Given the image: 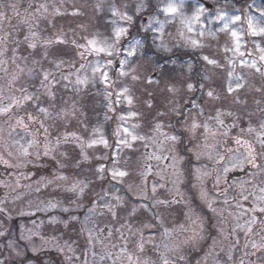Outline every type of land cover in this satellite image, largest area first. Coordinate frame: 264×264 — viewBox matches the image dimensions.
Returning <instances> with one entry per match:
<instances>
[{
  "label": "rangeland",
  "instance_id": "374dc122",
  "mask_svg": "<svg viewBox=\"0 0 264 264\" xmlns=\"http://www.w3.org/2000/svg\"><path fill=\"white\" fill-rule=\"evenodd\" d=\"M149 3L0 0V27L11 21L15 27L11 46L2 44L10 31H0V193L8 197L14 184V191H32L38 199L48 183L69 201L65 212L83 213L91 264H178L187 250L202 248L209 232L202 216L184 215L191 203L182 151L188 147L194 162L207 161L193 169V191L209 207L214 170L220 185L226 174L253 168L252 193L240 184L241 201L261 217L251 218L242 206L229 214V225L215 229L226 225L225 232L243 234L232 264H264V146L260 154L253 149L264 124L240 129L233 120L239 109L264 107V6L237 14L214 0H156L155 9ZM169 4L175 13L163 11ZM145 12L151 16L142 18L140 29L151 34L156 50L198 56L197 71L190 59L176 60L175 72L163 74L143 58L139 39L126 40L133 15ZM193 74L201 76L199 90ZM235 128L232 156H219L218 139ZM28 169L36 183L24 181ZM50 171L58 177L42 180ZM87 197L93 214L85 211ZM169 204L182 212L175 232L164 224L168 216L158 215ZM142 213L159 218L163 229L155 233L154 216L145 224ZM224 252L222 240L212 241L197 264H223Z\"/></svg>",
  "mask_w": 264,
  "mask_h": 264
},
{
  "label": "flooded vegetation",
  "instance_id": "af4514ba",
  "mask_svg": "<svg viewBox=\"0 0 264 264\" xmlns=\"http://www.w3.org/2000/svg\"><path fill=\"white\" fill-rule=\"evenodd\" d=\"M13 26V21H11L10 26L4 28L0 27V31L3 29L10 31L9 35L2 37L4 41L2 44H10V40L15 39V27ZM22 36L23 35H19L16 36V38L18 37L23 40L25 36ZM17 47H20L19 44H15L13 48ZM190 103H193V100H191ZM245 109L246 110H237L233 115V120L236 118L240 120L239 122L236 120L240 129H260L258 127L264 124V107L259 110L249 107ZM224 128H226V126ZM238 130L239 129L235 128L231 132L230 137L218 139V148L216 152L219 156L221 155L225 158H230L232 156L233 153L230 151L235 149L237 140L235 138H237ZM258 134L261 136L264 134V131H259ZM186 140L187 138L183 137V143ZM245 141L250 142L248 139ZM262 145L264 146V137H262L260 142L255 143L256 148L253 147L254 151L260 154ZM182 151L186 159L185 187L191 202V205H188V209L185 211L183 210L186 216L185 219L188 217L192 220L196 214L202 216L206 220L209 232L207 235V242L199 251L187 250L185 252L187 260L176 261L178 264H197L201 258L207 255V248L212 241L222 240L225 247V252L220 255L223 264H232L234 261L237 262V258L241 254L239 248H241L240 243L243 241V234L239 232L235 233V231H232L230 228L225 232L226 225L223 226V230L220 229L219 233V229H215V227H220L224 223L228 224V222H230L229 214L232 213L233 216H236V212L239 211L235 210L242 206L244 209L250 211L251 218L256 220L258 217H261V214L253 212L254 208L252 204L241 201L242 192H240V184L247 183L246 188L242 191L249 194L252 193L251 185L254 183V177L252 178L254 172L253 168L246 166L247 168L245 167L242 171L235 170L226 174L223 181L221 180L220 185L216 182V179L219 178L221 174H217V170H214L211 180L208 183L209 195L213 199L209 207L208 205L200 203L193 191V169L200 164L207 165V161H201V163L194 162V156L189 152L188 147L184 148L182 146ZM58 167L59 164H56L55 168ZM209 167L213 169L216 168L213 164H210ZM19 174L21 173H17L16 177H20ZM58 174L57 172L53 173L50 171L42 175V180L50 182L53 178L58 177ZM31 175V169H28L23 175L24 181L30 184L36 183V181H31ZM260 176L263 180L264 172H261ZM11 188L12 191L11 194H8V197L5 196V193H0V264L95 263L94 256L91 253V247L90 245L88 246L86 237L81 234L80 220L83 219L84 215L82 212H65L63 208H68L70 203L63 199L64 196L62 194L58 193V191H54L48 183H46V187H44L42 191L43 194L38 199L35 198L32 191H25L24 193H22L21 190L14 191L16 189L14 184ZM24 189L28 190V188ZM29 189H32L31 185ZM60 199L63 200L62 203H58ZM87 200V209L85 211L88 214H93V199L87 197ZM176 204H169L168 207L163 210H158L159 216L160 213L164 214L163 216H168V224L163 222L168 225V229L170 231L172 230V232H175L176 220L181 212L179 208L175 207ZM193 209L195 214L193 213ZM251 211L255 214L251 213ZM149 215L150 217H147L142 213L139 216L140 218H138L143 220L146 224L149 223V221L153 219L152 216H154L153 214ZM218 215L222 218L219 216V219L216 221L215 218H217ZM74 218L76 220H74ZM262 228L257 231L261 232ZM153 229L155 233L163 229L160 219L156 216H154ZM255 229L256 226L254 227V230ZM105 231H107V229H105ZM174 238L175 235H173L172 241H175ZM155 251L156 250H149L147 252L149 255L154 256ZM158 252L160 251L158 250ZM175 252L176 251H174V254ZM157 255L162 258V255L160 256L158 253ZM223 255L225 259H223Z\"/></svg>",
  "mask_w": 264,
  "mask_h": 264
},
{
  "label": "trees",
  "instance_id": "16d2710c",
  "mask_svg": "<svg viewBox=\"0 0 264 264\" xmlns=\"http://www.w3.org/2000/svg\"><path fill=\"white\" fill-rule=\"evenodd\" d=\"M215 4L219 8H223L226 12L243 14L246 9H248L252 4L259 3L261 6H264V0H214ZM156 0H150L151 9L156 8ZM151 16V13H142L140 15H133L135 21L132 23L130 31L128 33V38L126 40L139 39L142 42L143 46V58L145 60L151 61L152 65L155 67L163 68V74L175 72V70L170 69L171 64H173L176 60L179 62H183L185 60L190 59L194 62L196 71L198 70L197 64H199V57L192 54H182L181 52H176L173 55L167 56L156 50L155 44L152 43V36L150 33H143L140 29V22L143 17ZM125 40V41H126ZM197 90L200 88L201 84V76L199 77L197 74H193Z\"/></svg>",
  "mask_w": 264,
  "mask_h": 264
},
{
  "label": "snow or ice",
  "instance_id": "6c2138e0",
  "mask_svg": "<svg viewBox=\"0 0 264 264\" xmlns=\"http://www.w3.org/2000/svg\"><path fill=\"white\" fill-rule=\"evenodd\" d=\"M163 11L165 12V13H175L176 11H177V8H176V6L175 5H172V4H169L166 8H164L163 9ZM197 19H198V17H197ZM212 61H210V63H211ZM189 87H191V86H189ZM209 95H211V93H209ZM119 175H124V173H118Z\"/></svg>",
  "mask_w": 264,
  "mask_h": 264
},
{
  "label": "water",
  "instance_id": "95a60500",
  "mask_svg": "<svg viewBox=\"0 0 264 264\" xmlns=\"http://www.w3.org/2000/svg\"><path fill=\"white\" fill-rule=\"evenodd\" d=\"M206 7L209 8V9H211V7L208 4L206 5Z\"/></svg>",
  "mask_w": 264,
  "mask_h": 264
}]
</instances>
